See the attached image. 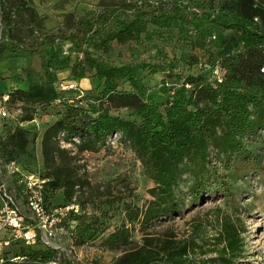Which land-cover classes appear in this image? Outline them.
Listing matches in <instances>:
<instances>
[{
	"label": "rangeland",
	"instance_id": "obj_1",
	"mask_svg": "<svg viewBox=\"0 0 264 264\" xmlns=\"http://www.w3.org/2000/svg\"><path fill=\"white\" fill-rule=\"evenodd\" d=\"M2 1L9 9L11 25L7 28L0 22V104L8 113L0 121V163L45 181L56 175L70 179L74 184L70 199L65 198L64 187L45 188L51 205L78 204L86 217L106 213V231L89 245L73 247L64 234L52 237L60 263L131 264L137 255L151 253L155 260L150 264H172L167 251L180 253L188 260L186 264H223L219 260L223 254L232 258L225 264H264V130L247 128L239 136L249 151L246 163L223 152L220 120L211 110L210 83L215 69L222 72L228 56L216 46L213 35L228 31L216 24L197 28L188 21L201 11L196 4L219 7L222 0H182L186 3L180 7L182 17L167 21L158 16L135 20V12L118 10L119 19L133 21V36L113 40L105 49L83 46L82 52L70 50L66 41L49 44L48 37L68 34L88 11L99 13L136 0ZM165 12L169 13L168 7ZM7 36L19 46H36L40 53L32 55L10 47ZM58 49L62 53L53 56ZM240 49L233 48L230 55ZM86 56L112 66H140L147 93L162 114L168 97L181 88L183 79L197 75L195 82L184 85L185 101L210 109L207 113L213 119L204 130V169L195 170L191 153L179 166L173 186L181 205L177 215L151 225L139 223L141 212L159 189L149 177L146 156L131 136L60 137L51 131L63 115V103L75 93H82L84 105L95 112L93 116H118L132 122L131 130L135 131L138 100L127 82L117 78L115 92H103L102 82L93 73L84 72L80 79L74 76L73 66L83 65ZM69 85L74 87L67 88ZM15 89L28 91L29 96L7 98ZM254 116L252 112L251 118ZM15 128L23 129L28 140L22 152L14 150L7 139ZM3 180L16 189L15 174H7ZM131 215L136 218L130 222ZM225 230L236 235L232 247ZM114 231H121L125 242L103 245L101 240ZM18 247L22 246L14 250Z\"/></svg>",
	"mask_w": 264,
	"mask_h": 264
},
{
	"label": "trees",
	"instance_id": "obj_2",
	"mask_svg": "<svg viewBox=\"0 0 264 264\" xmlns=\"http://www.w3.org/2000/svg\"><path fill=\"white\" fill-rule=\"evenodd\" d=\"M185 4L182 0L121 2L111 10L105 8L99 13L88 11L68 34L48 37L47 41L49 44H53L56 40L66 41L69 49L76 52H82L83 46L92 45L105 49L113 40L133 36V21L119 19L116 14L118 10L135 12V20L145 21L158 16L167 21L176 16L182 17L180 7H185ZM195 6H199L201 11H196L193 17L188 19L190 23L197 28L206 24H216L228 31L217 37L213 35L216 46L228 56L223 70L221 69L220 81L214 75L210 83L213 104L211 110L220 120L223 152L228 155L234 154L237 157L236 162H247L249 151L239 141V136L247 128L264 130V73L261 71L264 66V0H222L219 7H205L201 4ZM167 7L169 13L165 12ZM0 22L10 28L9 9L2 0H0ZM6 40L10 47L22 49L32 55L40 53L36 46H19L8 36ZM238 46L241 49L236 54L230 55L231 50ZM61 53L62 50L58 49L53 56ZM60 62L63 66L66 65L64 59ZM140 68L132 65L112 66L90 56L85 57L83 65L73 66L74 76L79 79L84 77V72L93 73V76L102 82L103 92H115L117 78H122L128 83L138 100L134 110V116L138 120L134 132L131 130L132 122L118 116L107 113H97L93 116L95 112L91 106L84 105L82 93L73 94L71 99L63 103L65 104L63 115L54 123L51 131L59 134L60 137L71 134L79 138L93 135L105 139L118 133L131 136L139 150L146 156L149 177L159 189L158 195L149 201L141 212L139 223L145 226L175 216L181 211V205L173 193V186L179 177V166L185 155L191 153L195 160V170L200 172L204 169L206 161L204 130L208 129L213 117L207 113L211 111L210 109L201 107L195 102L189 103L191 104L189 107L188 101H185L184 85L195 82L197 75L183 79L181 88L168 97L166 111L162 114L159 105L147 93ZM28 96V91L15 89L7 98L21 99ZM252 112L255 113L253 118H251ZM2 119L4 118H0V121ZM7 139L14 150L21 152L28 142L25 131L21 128H15ZM47 186L64 187L66 199H70L73 195V182L70 179L60 178L59 175L48 177L44 191ZM43 195L48 209L58 207L51 205L45 193ZM229 196L232 198V193H229ZM63 205L65 203L59 206ZM105 216L104 211L90 217L82 215L80 211L70 212L57 227L63 229V234L66 235L71 246H85L106 231ZM128 218L131 222L136 216L131 215ZM225 233L229 246H234L235 233L228 230H225ZM124 242L121 231H114L101 240L103 245L109 246ZM58 255L59 250L39 242L31 247H18L13 250V256L24 258L20 261H7L5 264L23 262L50 264L51 260H55L57 264H72L66 260L60 263ZM166 255L172 264L188 262L177 252L166 251ZM154 260L155 256L151 253L139 254L131 264H150ZM219 260L225 264L232 258L223 254L219 256Z\"/></svg>",
	"mask_w": 264,
	"mask_h": 264
},
{
	"label": "built area",
	"instance_id": "obj_3",
	"mask_svg": "<svg viewBox=\"0 0 264 264\" xmlns=\"http://www.w3.org/2000/svg\"><path fill=\"white\" fill-rule=\"evenodd\" d=\"M261 71L264 73V66ZM214 74L220 81L221 73L218 69H215ZM72 87L74 85H69L67 88ZM7 116L4 106L0 105V118ZM9 168L10 172L7 171ZM7 174L8 176L15 174L16 189H11L10 185L3 180ZM45 182L44 179H39L32 174L23 175L12 166H3L0 163V264H5L7 261H20L24 258L13 256L16 246L31 247L40 242L44 246L58 250L50 240L56 235L63 234V229L57 226L68 213H78L79 205L68 203L48 209L43 195ZM17 197H20L22 204ZM50 264H57V262L51 260Z\"/></svg>",
	"mask_w": 264,
	"mask_h": 264
}]
</instances>
